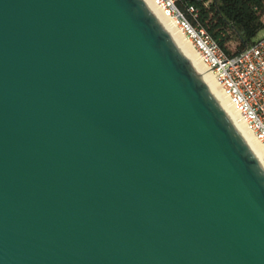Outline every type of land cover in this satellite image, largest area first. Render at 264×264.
Here are the masks:
<instances>
[{"label":"water","instance_id":"1","mask_svg":"<svg viewBox=\"0 0 264 264\" xmlns=\"http://www.w3.org/2000/svg\"><path fill=\"white\" fill-rule=\"evenodd\" d=\"M0 264H264V169L143 0H0Z\"/></svg>","mask_w":264,"mask_h":264},{"label":"built area","instance_id":"2","mask_svg":"<svg viewBox=\"0 0 264 264\" xmlns=\"http://www.w3.org/2000/svg\"><path fill=\"white\" fill-rule=\"evenodd\" d=\"M191 42L248 129L264 151V32L240 52L228 55L199 24H193L177 7L176 0H154ZM190 11H194L192 7Z\"/></svg>","mask_w":264,"mask_h":264},{"label":"trees","instance_id":"3","mask_svg":"<svg viewBox=\"0 0 264 264\" xmlns=\"http://www.w3.org/2000/svg\"><path fill=\"white\" fill-rule=\"evenodd\" d=\"M176 4L228 55L240 52L264 26V0H176Z\"/></svg>","mask_w":264,"mask_h":264},{"label":"bare ground","instance_id":"4","mask_svg":"<svg viewBox=\"0 0 264 264\" xmlns=\"http://www.w3.org/2000/svg\"><path fill=\"white\" fill-rule=\"evenodd\" d=\"M179 47L183 50L190 63L210 90L213 97L217 100L227 117L233 123L237 132L241 135L243 140L246 142L253 155L264 169V151L260 142L248 129L246 123L242 120L237 110L233 107L227 95L220 88L218 83L213 78L210 70L205 66L201 61L196 51L194 50L191 42L183 33L179 27L176 19L172 16L167 15L156 3L154 0H143Z\"/></svg>","mask_w":264,"mask_h":264},{"label":"rangeland","instance_id":"5","mask_svg":"<svg viewBox=\"0 0 264 264\" xmlns=\"http://www.w3.org/2000/svg\"><path fill=\"white\" fill-rule=\"evenodd\" d=\"M263 32H264V26L261 29H259L258 34H261Z\"/></svg>","mask_w":264,"mask_h":264}]
</instances>
